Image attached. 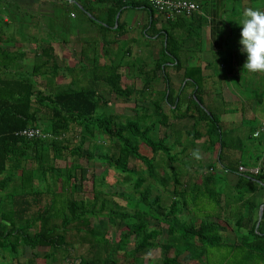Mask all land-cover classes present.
Segmentation results:
<instances>
[{
  "label": "trees",
  "instance_id": "trees-1",
  "mask_svg": "<svg viewBox=\"0 0 264 264\" xmlns=\"http://www.w3.org/2000/svg\"><path fill=\"white\" fill-rule=\"evenodd\" d=\"M115 1L117 8L108 9V21L97 18L91 8L81 9L90 22L98 23L105 30L113 22L117 9L133 0ZM143 1V5L152 9ZM200 18L191 14L164 20L167 27L153 31L161 45L157 58L149 66L139 56L124 61V56L129 55L128 49L110 45L109 39L101 34L100 45L99 40L84 42L76 68H64L77 75L87 69L88 79H76L84 81L83 85L74 86V78L64 85L56 82L59 62L52 57L50 45L43 56L52 61L51 73L42 70L48 59L44 62L40 59L39 65H32L28 73L0 78V189H8L6 200L10 203L9 209L0 212L9 223V226L0 224L1 247L10 252L19 244L45 250L47 260L59 254L67 264H119L118 252L124 264H144L143 255L156 249L158 264H186L194 260L199 264H213L207 260V250L218 248L225 252L217 264H264V145L260 136H252L256 124L245 117L239 101L216 99L224 110L241 114V125L246 129L244 137L235 134L237 131L222 129L218 113L210 102L205 103L202 69L208 62L202 66L199 63ZM101 55L107 60L100 61ZM139 59L142 62L136 66ZM168 69L180 76L176 86L167 76ZM133 71L147 76L140 81V86L128 81ZM158 74L163 76L161 88L156 86L157 82L152 83ZM34 76L42 80L36 81ZM122 77L128 82L122 84ZM235 82L240 85L239 80ZM256 83L260 88L261 82ZM101 91L120 102L132 100L135 116L121 121L118 115L106 111L110 100ZM252 96L260 102L264 99V89L254 91L249 98ZM142 103L145 106H140ZM181 119L190 121L191 128L179 127L173 131V121ZM201 123L202 132L197 129ZM158 126L162 127V135L153 138L152 129ZM29 127L49 136L27 139L14 135ZM169 130L173 136L167 141ZM66 134L74 136V146L69 145ZM181 134L189 139L187 144L192 148L200 140L206 151L216 154L195 180L188 176L189 179L181 181L172 165L170 175L158 174L153 164V155L159 151L172 162L177 154L172 152L173 144L180 146L182 153L185 151ZM101 140H107L110 147H103ZM85 142H88L86 149ZM140 143L149 148L151 156L139 152ZM64 157L71 158L69 165L55 164L54 161ZM79 157L86 162L98 159L119 174L120 183L131 182V193L123 190L114 193L125 199L124 205L101 197L104 194L101 189L92 190L91 200L71 197L82 186L84 170L74 159ZM131 159L140 161L144 168L129 166ZM239 166L245 170L239 171ZM252 168L257 171H250ZM14 171H20L16 181L11 174ZM227 172L237 175L232 204L240 201L232 210L233 228L237 233L239 229L246 230L239 235L238 242H228L221 235L224 227L214 213L215 208L231 205L229 196L222 197L220 188L222 174ZM157 186L167 194V203L162 201L160 193H152L153 188L158 190ZM259 188L263 200L257 222L255 192ZM56 195L60 196L57 206ZM207 201L213 205L208 212L204 211ZM184 210L191 213L187 219L181 216ZM89 216H102L104 227H95ZM33 259L34 256L28 258L24 264H36Z\"/></svg>",
  "mask_w": 264,
  "mask_h": 264
},
{
  "label": "crops",
  "instance_id": "crops-1",
  "mask_svg": "<svg viewBox=\"0 0 264 264\" xmlns=\"http://www.w3.org/2000/svg\"><path fill=\"white\" fill-rule=\"evenodd\" d=\"M228 1H230V7H228L227 0H197L199 9L192 14L200 16L202 21L200 26L201 51L199 53V63L202 66L206 61L208 62V65L202 69V74L204 78L206 77V81L209 80L210 84L209 89H204L203 85V95L205 96L209 92L211 97H215L213 86L217 84L219 97L216 99L223 102L239 101L244 107L245 117L253 119V124L257 126L264 120V99L262 98L258 102L252 96L251 99L245 100L246 98L242 97V93L232 87L230 83L237 80L242 82L251 80H245V77L264 76L261 73L252 74L247 70H243V64L247 56L246 53L240 51L242 46L234 40L237 33L242 30L238 23L242 18L243 10L254 6L255 3L259 5V2H264L262 0ZM132 2L121 5L117 9L114 18H112L113 22L110 23V26L102 30L98 23L90 22L87 19V15L82 9L83 7L91 8L97 18L101 21H108L110 14L108 9L117 8V1L115 0H0V51L8 54L3 56L0 53V78L17 73H28L32 65H39L40 59L43 62L48 59L42 70L45 71L46 69L47 74L51 73L52 71L49 72V68L52 67V61L50 57L43 56L46 55L48 45L51 47L52 57L56 61L57 59L62 61V66L59 65L57 69V76H63V73H66L64 68L73 66L68 63L71 58V50L74 49L73 45H78L79 52L87 40H99L98 45H100L101 34V36H106L109 39L110 45H127L128 58L142 55V51L147 50V47H151L157 52L153 55V59L157 58L161 40L153 31H160L162 28L167 27V24L154 9H149L143 5V0H133ZM257 5L253 8L263 9V6L258 7ZM183 17L187 16L184 15ZM174 31L178 30L174 29ZM111 48L114 50L115 46ZM78 60L76 63H78ZM166 64L168 66L169 63L166 62ZM5 65L6 67H4ZM169 72L168 69L167 76L169 80L172 82L175 79L180 80L179 75ZM57 76L55 79L58 78ZM162 78L157 80L159 82L157 85L161 82L160 86H157L158 88L163 85ZM33 79L36 81L42 80L39 76H34ZM216 101L209 100L214 108L213 110L219 115L222 129L237 131L235 134L244 137L246 129L241 125V114L238 111L229 112L224 110L221 103L219 104ZM216 107L217 109H215ZM260 134L257 136H260L264 145V133ZM213 154L215 159L216 154L214 151ZM18 172L20 173V171L11 172L15 181ZM236 180L237 175L235 173L222 174L220 183V188L223 189L224 193L222 197L227 194L231 205L224 206L222 209L215 208L214 210L215 215L222 212L221 215L226 217L220 220L221 215H218V219L224 227L220 230V233L228 242H238L239 235L244 234L246 231L239 229L237 233L233 228L235 219L232 210H235L233 209L235 205L240 203V201H236V204H232L235 193L233 185ZM9 185L11 186L12 183ZM7 193L8 189L2 191L0 189V212L10 208V203L6 200ZM262 194L260 188L255 192V204L258 208L263 200ZM0 224L9 226L8 219L0 216ZM24 248L28 247L19 244L15 247L14 252H10L5 246H0V264H24L32 256H34L33 263L53 264L52 262L60 258L58 254L56 255L57 258L49 261L44 257L45 250L31 248L24 250Z\"/></svg>",
  "mask_w": 264,
  "mask_h": 264
},
{
  "label": "rangeland",
  "instance_id": "rangeland-1",
  "mask_svg": "<svg viewBox=\"0 0 264 264\" xmlns=\"http://www.w3.org/2000/svg\"><path fill=\"white\" fill-rule=\"evenodd\" d=\"M262 1L264 2V0H262ZM227 3L229 5L230 1L227 0ZM257 4L258 3H255L254 6H256ZM254 6H252L251 8H253ZM257 6L258 7L263 6L262 10H264V3L259 2V5H257ZM228 7H230V5ZM235 33H237V32H235ZM240 33H237V36L234 39L235 42L238 44H240L239 41L241 39ZM126 46L127 45H119V48L126 47ZM73 47H74V49L71 50V52H72L71 58L68 62L71 65H73L70 68H73V67L76 68L77 67L76 62L78 60V52H79L77 49L78 45H73ZM88 49H90V46L88 47ZM97 49L99 51V47ZM146 49L147 50L142 51V53H141L142 55H140L139 57H141L143 61H146V65L148 64V66H149L150 63L152 64L153 55L157 54V52H155V50H153L151 47H147ZM149 50H151V51L149 52ZM59 52H61V51H59ZM120 55H121V53L119 52L118 56H120ZM123 59H124V61L128 60L129 59L128 55L124 56ZM106 60H107L106 57L101 55L100 61H106ZM57 62H59V65L62 66V63H61L62 61L57 59ZM141 62L142 61H140V59H139L138 62L136 63V66H139L141 64ZM134 70H135V68H134ZM79 72L77 75L76 72H73L70 74L69 72L66 71V73L65 72L63 73L64 74L63 76H57L58 78H56V82L64 85V84H68V82L70 80L75 79L76 82H72L74 84V86L83 85V84H85L84 81H82V80L77 81V80L79 79V77L82 79L84 77L86 79H88L89 72L87 69L85 72H81V74ZM133 72H134V75L131 73L132 74L130 77L131 80H128V81L130 83H132L134 86H140V84H141L140 81L147 79V76L143 75L141 73L136 74V71H133ZM84 73H85V76H84ZM169 73H173V72L170 71ZM162 77L163 76L156 75V77L154 78L152 83H154V82L159 83L157 80H160V78H162ZM72 78H74V79H72ZM205 79H206V77L204 78V81H203L204 89H209L210 82H209V80L206 81ZM244 79L245 80L251 79V80L248 82L240 81V85L237 84L236 82L230 83L232 85V87H235L240 93H242V95H243L242 97L249 98L252 95V93H254V91H256V92L260 91V88L258 87L259 85L256 82H261V83H259L260 87H262L264 89V82L262 83V81H264V76L260 77L259 75H257V76H252L250 78L245 77ZM128 81H126L125 77L121 78L122 84H124L125 82H128ZM178 81L179 80L175 79L173 81V84L177 85ZM160 84H161V82H160ZM160 84L156 85V86H160ZM213 87H214L213 89L215 90V92H213L215 97H213V96L211 97L209 92L207 94H205V96H204V100L207 103V105H208L210 99H212V101H216L215 99L217 97H219L217 84H214ZM149 91L153 95H155L154 93H156L152 89H150ZM100 93L110 100V105L106 108V111H110L111 113L118 115L119 120L123 121L125 117L135 116L136 109H134L135 105H134L132 100H129L128 102H120V101L114 99L113 96L107 94L104 91H101ZM144 94L147 95L145 92H144ZM232 103H235V102H232ZM140 106H145V103L140 104ZM165 111L167 113H169L167 111L166 107H165ZM250 121H251V124L254 123V120H250ZM190 123H191L190 121H186L185 119L174 120L173 121V124H174L173 131H174V129H177L179 127H180V129L191 128ZM41 128H42V126H41ZM197 129L202 132L203 131V124L201 123L200 125H198ZM162 131H163L162 127L158 126L157 128L152 129L151 135L153 138H157L158 136L162 135ZM71 135L72 134H66V137L69 139V145L74 146L76 142L74 140V136L71 137ZM172 136H173V132H171V130H169V138L167 139V141H170V138ZM180 140L182 141V144H186V148H185V151H183V153L180 151V148H181L180 146H178L177 144H173L172 152H177L174 160H172V162H170L166 158V156L162 152L159 151L155 155H153V159H154L153 164H154V166H156L158 174H164L166 172L165 174L170 175L171 170H170L169 166L172 165V167H174V169L177 172H179V179L181 181L189 179L188 176H191L190 179L195 180V179L199 178V175L203 174V172L205 171V169H206L205 164L214 160L213 151H209V152L206 151V149H204L203 146L200 145V143H199L200 140L199 141L196 140V142H194V144H193L194 147L192 148V146L187 144V141L189 139H186V136H184V134L182 135ZM101 141H102L103 147H106V148L110 147V144L107 140H101ZM87 147H88V142H85L83 145V148L86 149ZM195 150H199V153H200L199 159L195 158L192 155L193 151H195ZM139 152L145 156H151L152 155L149 148L146 147L143 143H140ZM74 159H75V161H77L78 164H80V166L83 168L84 171L82 172L83 173L82 186H81V188L73 191V193L71 195L72 198H75V199L83 198V199H90L91 200L92 190L101 189L104 193L103 195H101V197H105L107 200L111 199V201H114L119 205L125 204V199L120 197L119 195L114 194V193L119 192L121 190H123L125 193H127V192L131 193V182L120 183L118 181L120 179L119 174L111 168H106V166L103 163H100L98 161V159L90 160L89 162H86L83 157L74 158ZM54 162H55V164L60 165V166L69 165L71 162V158L64 157L63 159H59V160L54 161ZM128 163H129V166H132V167L139 169V170L144 168V165L138 160H134V159L132 160L131 159V160H129ZM30 165L32 166V164H30ZM76 173H78V171H76ZM17 174L19 175L20 173L18 172ZM147 180H149V179H147ZM35 183H36V181L33 180L31 184L34 185ZM220 183H221V181H220ZM92 186H94V187H92ZM157 189L158 190H155L153 188L152 193L153 194L157 193V192L160 193L162 201L164 203H167L168 199H169L167 194L158 186H157ZM57 190H59L58 187H57ZM68 195H69V193H68ZM55 198H56V206H57L59 204L58 200L60 199V196L56 195ZM199 200H201V197H199ZM198 205H200V203H198ZM205 207L206 208L204 211L208 212L210 208H213V205H212V203L207 201ZM219 213L220 214H218V215L222 214V212H219ZM190 214H191L190 212H187V210L186 211L184 210V211H182L181 216L184 215V218L187 219V217L191 216ZM89 218L95 227H102V226L104 227L105 223H104L102 216L95 217V218H92L91 216H89ZM196 218H198V216H196ZM224 218H226V217H223L221 215L219 219L222 220ZM161 227H165V225L161 224ZM30 231H32V229ZM107 233H108L107 235L110 237V229L109 228H108ZM163 235H164V232H163ZM163 235L161 236L162 239H163ZM111 236L114 237V234H112ZM24 250H28V248H24ZM81 251L82 250L80 249L79 252H81ZM224 252H225V249L210 248L207 250V260H209L213 264H217L221 261L222 254ZM158 255H159L158 249L145 253L143 255V263L144 264H158L159 263ZM117 260H118L119 264H124L121 252H118ZM52 263L53 264H67L65 259H60V258L56 259ZM186 264H199V263H197V261L194 260V261L186 262ZM202 264H204V262H202Z\"/></svg>",
  "mask_w": 264,
  "mask_h": 264
},
{
  "label": "clouds",
  "instance_id": "clouds-1",
  "mask_svg": "<svg viewBox=\"0 0 264 264\" xmlns=\"http://www.w3.org/2000/svg\"><path fill=\"white\" fill-rule=\"evenodd\" d=\"M238 24L242 29L240 51L247 56L243 70L264 74V10L245 8ZM192 155L199 159V150L193 151Z\"/></svg>",
  "mask_w": 264,
  "mask_h": 264
},
{
  "label": "built area",
  "instance_id": "built-area-1",
  "mask_svg": "<svg viewBox=\"0 0 264 264\" xmlns=\"http://www.w3.org/2000/svg\"><path fill=\"white\" fill-rule=\"evenodd\" d=\"M127 1V0H122ZM147 4L154 9L162 19L165 21H171L178 16H188L198 11L197 0H145ZM260 133H264V120H262L254 129L252 136H257ZM14 135L22 136L27 139L32 138H46L48 133L42 132L38 128H24L22 130L14 132ZM239 171L245 170L243 167H238ZM252 172H256L257 168L249 169Z\"/></svg>",
  "mask_w": 264,
  "mask_h": 264
},
{
  "label": "water",
  "instance_id": "water-1",
  "mask_svg": "<svg viewBox=\"0 0 264 264\" xmlns=\"http://www.w3.org/2000/svg\"><path fill=\"white\" fill-rule=\"evenodd\" d=\"M261 208H262V205H260V207L258 208V211H257V222L260 219Z\"/></svg>",
  "mask_w": 264,
  "mask_h": 264
}]
</instances>
